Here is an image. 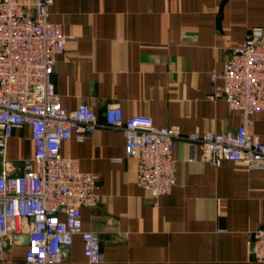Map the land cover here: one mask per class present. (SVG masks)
Returning a JSON list of instances; mask_svg holds the SVG:
<instances>
[{
	"label": "crops",
	"instance_id": "0c3cea01",
	"mask_svg": "<svg viewBox=\"0 0 264 264\" xmlns=\"http://www.w3.org/2000/svg\"><path fill=\"white\" fill-rule=\"evenodd\" d=\"M50 21L68 37L52 78L61 106L88 104L105 122L111 105L124 119L146 116L183 136L234 133L241 115L210 98L211 75L254 29L264 30V0H52ZM251 134L264 142V115ZM61 155L99 177L98 206L81 210L98 235L97 264H257L250 233L264 228V171L223 161L211 167L193 145L175 143L176 185L153 199L137 184V163L122 133L100 127L87 143H63ZM30 129L14 133L7 158L33 159ZM1 173V164H0ZM25 235L8 240V261L25 257ZM57 264H92L81 237Z\"/></svg>",
	"mask_w": 264,
	"mask_h": 264
},
{
	"label": "built area",
	"instance_id": "2783aa9c",
	"mask_svg": "<svg viewBox=\"0 0 264 264\" xmlns=\"http://www.w3.org/2000/svg\"><path fill=\"white\" fill-rule=\"evenodd\" d=\"M52 0H0V262H7L10 238L25 235L28 246L20 264H57L81 237L85 257L102 260L97 234L82 227L81 210L98 206L99 177L80 171L79 162L61 155L63 143H87L100 127L122 133L126 156L137 163V184L153 199L170 195L176 185L175 143L185 141L211 167L231 161L264 171V142L251 134L264 115V30L250 31L229 51L220 72L211 75L212 100H223L241 115L234 133L183 136L177 127H156L151 118L124 119L111 105L99 123L88 104L61 106L53 84L56 58L68 37L50 21ZM28 127L33 159L18 165L7 158L8 143ZM252 262L264 264V228L248 236Z\"/></svg>",
	"mask_w": 264,
	"mask_h": 264
},
{
	"label": "water",
	"instance_id": "95a60500",
	"mask_svg": "<svg viewBox=\"0 0 264 264\" xmlns=\"http://www.w3.org/2000/svg\"><path fill=\"white\" fill-rule=\"evenodd\" d=\"M25 237H26L25 240H27V244L26 245L28 246V237L27 236H25Z\"/></svg>",
	"mask_w": 264,
	"mask_h": 264
}]
</instances>
